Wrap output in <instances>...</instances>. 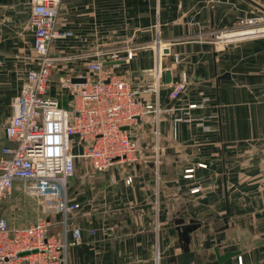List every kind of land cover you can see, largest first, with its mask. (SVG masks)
<instances>
[{"label":"crops","instance_id":"0c3cea01","mask_svg":"<svg viewBox=\"0 0 264 264\" xmlns=\"http://www.w3.org/2000/svg\"><path fill=\"white\" fill-rule=\"evenodd\" d=\"M32 1L0 0V159L14 144L6 137L13 101L37 67ZM253 17H264V0H62L58 28L72 34L53 42L48 95L68 107L61 79L88 76L89 62L102 60L139 91L138 101L161 111L158 123L151 111L132 129L141 160L102 173L82 161L75 176L77 160L68 192L81 207L48 217L49 234L72 240L81 231L66 264H184L185 252L195 253L190 264H212L216 250L240 251L233 264L239 255L243 264H264V35L211 38ZM162 46L166 85L148 90ZM127 49L132 58L111 56ZM184 75L185 90L173 99L171 86ZM34 200L15 183L2 209L12 227L39 219ZM239 228L257 243L236 239Z\"/></svg>","mask_w":264,"mask_h":264},{"label":"built area","instance_id":"2783aa9c","mask_svg":"<svg viewBox=\"0 0 264 264\" xmlns=\"http://www.w3.org/2000/svg\"><path fill=\"white\" fill-rule=\"evenodd\" d=\"M61 3L62 0L32 1L37 67L28 71L6 127L7 140L14 144L3 147L0 159V264H66L65 253L69 245L79 242L81 231L75 228L72 240L49 234L48 217L68 215L81 207L68 192V179L75 173L77 160L87 161L97 173L106 172L115 164L137 162L142 159V149L132 134L133 127L151 111L159 122V107L138 101L139 91L125 77L106 69L102 60L89 62L88 76L66 75L61 79V91L70 96L68 107L48 95L57 63L51 54L53 42L72 34L58 28ZM258 35H264V17L242 20L237 28L216 31L211 38L215 44H227ZM162 47L155 66L147 71L152 77L148 90L158 91L166 85ZM120 53L112 51L111 56L132 58L134 50L127 49L126 57ZM186 83L184 75L181 82L171 86L170 96L179 98ZM196 107L197 104L189 105L190 109ZM193 170L187 169L185 177H192ZM18 181L23 183L26 194L40 199L45 217L26 226L12 227L2 209L3 202L13 198ZM131 181L129 177L128 182ZM191 191L198 192L199 188ZM238 263L243 264L241 255Z\"/></svg>","mask_w":264,"mask_h":264},{"label":"water","instance_id":"95a60500","mask_svg":"<svg viewBox=\"0 0 264 264\" xmlns=\"http://www.w3.org/2000/svg\"><path fill=\"white\" fill-rule=\"evenodd\" d=\"M120 61H115L114 63H117ZM74 80H82L84 81V78H74ZM166 81L170 83L171 81V72L167 71L166 73ZM186 233L190 232V229L185 230ZM234 237L238 240H249L251 244L253 245L254 243H257L256 241L254 242L252 239V232L250 229H236L234 231ZM263 242V241H261ZM240 253V251H234V252H226V253H221L219 250H216V256L217 260L212 263V264H233L232 259L234 256H237ZM195 253L194 252H185L183 254V263L184 264H190L194 260Z\"/></svg>","mask_w":264,"mask_h":264},{"label":"rangeland","instance_id":"374dc122","mask_svg":"<svg viewBox=\"0 0 264 264\" xmlns=\"http://www.w3.org/2000/svg\"><path fill=\"white\" fill-rule=\"evenodd\" d=\"M82 161H84V160H80L79 162H78V168H77V170H76V173H75V176H77V175H80V173H82L81 171H83L82 169L83 168H81L80 167V165H84L83 164V162ZM85 162V161H84ZM86 165V164H85ZM89 168H90V173H92V171H93V169H92V167L91 166H89ZM92 169V170H91ZM84 170H85V168H84ZM24 190V189H23ZM26 194V193H25ZM27 196H29V197H31L32 199H35L34 201H35V206L37 207V210L34 212V213H37L38 215H37V218H42V217H45V215H44V211L42 210V208H41V205H40V199L39 198H37V197H34V196H32V195H29V194H26ZM15 197V196H14ZM25 201V200H24ZM33 201V202H34ZM24 203V202H23ZM33 213V214H34Z\"/></svg>","mask_w":264,"mask_h":264}]
</instances>
